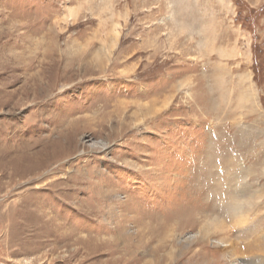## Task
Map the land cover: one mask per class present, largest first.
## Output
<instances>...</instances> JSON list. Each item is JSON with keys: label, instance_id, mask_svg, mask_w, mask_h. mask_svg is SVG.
I'll list each match as a JSON object with an SVG mask.
<instances>
[{"label": "rangeland", "instance_id": "1", "mask_svg": "<svg viewBox=\"0 0 264 264\" xmlns=\"http://www.w3.org/2000/svg\"><path fill=\"white\" fill-rule=\"evenodd\" d=\"M0 264H264V0H0Z\"/></svg>", "mask_w": 264, "mask_h": 264}]
</instances>
